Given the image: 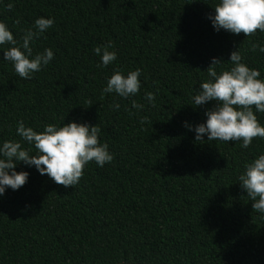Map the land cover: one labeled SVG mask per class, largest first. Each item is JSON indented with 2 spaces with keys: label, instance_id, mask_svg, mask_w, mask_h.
I'll list each match as a JSON object with an SVG mask.
<instances>
[{
  "label": "trees",
  "instance_id": "16d2710c",
  "mask_svg": "<svg viewBox=\"0 0 264 264\" xmlns=\"http://www.w3.org/2000/svg\"><path fill=\"white\" fill-rule=\"evenodd\" d=\"M220 3L0 0V22L17 47L36 19L54 20L31 43L33 58L49 48L54 58L31 79L4 59L13 45H0V146L20 142L38 155L17 134L20 121L37 132L77 122L98 125L100 143L114 154L103 167L89 162L80 182L67 188L17 163L16 171L29 177L0 196V264H264V214L254 211L239 180L264 155V138L248 148L209 141L207 134L196 140L195 127L217 106L193 100L212 79L206 70L213 58L222 61L221 74L239 51L264 81V52L251 51L252 44L264 46V31L217 32L209 17ZM109 43L117 60L101 67L94 48ZM136 69V96L102 92L116 71ZM133 100L143 107L134 108ZM255 114L264 126V113Z\"/></svg>",
  "mask_w": 264,
  "mask_h": 264
},
{
  "label": "clouds",
  "instance_id": "9594fccd",
  "mask_svg": "<svg viewBox=\"0 0 264 264\" xmlns=\"http://www.w3.org/2000/svg\"><path fill=\"white\" fill-rule=\"evenodd\" d=\"M13 7L11 3L7 5L9 10ZM209 18L217 32L224 29L236 35L243 33L251 37L257 30L264 31V0H221L215 7V16ZM53 24V19H36L35 31L25 30L22 44L17 47L18 41L12 31L5 23L0 22V45H13L5 51L4 59L13 64L20 78L31 79L33 73L41 71L54 58L50 48L33 58L31 47V43ZM112 47L109 43L94 48L95 54L102 59L99 66L107 67L117 60V53L109 50ZM257 49L264 52V46L252 44L251 51L255 52ZM241 61L240 52L233 51L230 62L234 66L230 70L218 74L216 66L222 63L218 58H213L206 70L212 79L200 85V91L193 97L194 105L201 106L215 101L217 106L206 112V123L195 127L197 141H202L207 134L209 141H242V147L248 148L254 138H264V126H261L255 114L264 113V81L258 79L261 75L259 70L250 68ZM140 75V69L129 71L127 75L116 71L108 79L102 92L115 93L122 98L136 96L141 88ZM145 98L155 106L154 93H146ZM132 106L136 109L143 107L135 100L132 101ZM113 107L118 110L120 104L116 103ZM147 119L143 117L140 123L144 124ZM16 131L29 145H34L39 154L30 155L29 150L22 149L20 142L6 141L0 146V156L3 157L0 158V196L5 193L6 188L18 190L26 184L29 173L16 171L19 162L35 166L41 175L46 174L56 184L67 188L75 187L80 182L89 162L94 161L103 167L114 160L109 145L100 143L101 129L98 125L71 122L57 127L49 124L42 132H37L20 121ZM245 167L246 171L239 176L241 187L254 201V211L264 214V155Z\"/></svg>",
  "mask_w": 264,
  "mask_h": 264
}]
</instances>
